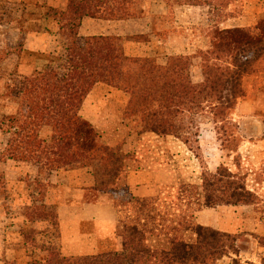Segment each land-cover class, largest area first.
Masks as SVG:
<instances>
[{
    "label": "rangeland",
    "instance_id": "1",
    "mask_svg": "<svg viewBox=\"0 0 264 264\" xmlns=\"http://www.w3.org/2000/svg\"><path fill=\"white\" fill-rule=\"evenodd\" d=\"M213 1L210 8L185 7L180 10L175 6L166 15H162L164 4L156 3L152 7V13L157 15L155 19L149 16L118 24L87 20L85 27L93 33L121 35L127 39L125 46L130 55L139 56L144 52L162 56L169 48L188 56L209 49L208 34L216 25L222 29L242 27L254 30L264 20V0ZM225 3L228 4L226 8L223 7ZM52 7L62 10L65 1L0 0V264L27 262L24 230L49 227V223L43 221L31 222L28 213L43 204L57 212V204L70 199L66 187L52 186L48 182L52 173L43 164L14 161L9 159L7 152L9 141L19 131L12 130L7 117L16 115L22 108L24 79L36 71H44L49 65L48 55L65 54L58 26L48 12ZM192 77L200 82V70L193 69ZM244 84L248 94L239 100L231 115V125L222 128L208 113L199 115L193 125L190 124L192 117H188L186 127L191 130L195 126V129L189 133L190 143L187 144L182 138L160 136L158 139L155 133L144 132L137 118L126 115L127 94L103 84L96 86L100 96L90 101L88 110V104L83 106L81 116L86 120L87 116L91 117L90 123L99 133L102 145L116 148L124 155L123 172L120 182L117 181L107 192L94 190L88 200L98 202L104 196L122 212L120 221L140 217L147 231L148 244L156 250H168L172 239L196 242L197 236L190 228L197 224L199 212L207 209L205 182L209 186L207 192H212L211 178L218 174L220 167H225L250 187L247 190L253 194L254 204L238 210L231 208L234 223L241 218L240 228L231 234L237 238L239 253H232L217 264H264V225L258 222V219H264V190L254 193L246 180L251 170L257 174H251L252 178L258 182L264 180L261 174L264 150L259 147V141L264 139V70L246 77ZM230 132L237 138L228 145L226 136ZM52 136L50 127L40 130L43 140L50 141ZM237 145V152L226 149L235 150ZM128 168L151 172L159 169L164 174L158 177L152 174L154 185L153 181L150 182L148 197L140 202L125 185L124 175ZM80 169L93 173L90 168L66 171ZM222 213L226 215L224 211Z\"/></svg>",
    "mask_w": 264,
    "mask_h": 264
},
{
    "label": "trees",
    "instance_id": "2",
    "mask_svg": "<svg viewBox=\"0 0 264 264\" xmlns=\"http://www.w3.org/2000/svg\"><path fill=\"white\" fill-rule=\"evenodd\" d=\"M64 1L62 10L52 7L48 12L58 26L65 54L48 55V67L24 79L22 108L7 117L12 130H19L9 141L7 152L11 160L43 164L51 173L90 168L98 186L95 190L107 192L116 185L123 172L124 156L116 148L102 145L96 128L81 116L83 104L96 86L103 84L127 94L126 115L137 118L144 132L182 138L187 144L195 126L191 130L186 127V118L192 117L193 125L199 115L208 113L215 124L227 129L239 100L247 97L245 78L264 70V20L254 30L222 29L216 25L208 34L211 44L208 50L168 57L165 65L154 57L127 54V39L123 37L80 36L85 18L129 21L153 16L155 19L157 15L152 13L155 1L165 2L172 12L175 6H213V0ZM196 68L202 76L200 82L192 77ZM43 127L52 129L50 141L40 138ZM230 133L226 136L228 145L237 138ZM226 149L237 152L238 145L235 150ZM210 184L214 188L208 193L205 182L206 208L254 204L246 184L225 167H220ZM55 211L43 204L28 213L31 222L43 221L49 227L25 229L24 246L29 260L5 264H217L224 257L239 253L236 237L199 224L190 228L197 236L195 243L172 239L168 250L153 249L139 217L119 222L121 251L66 257L61 251L60 222Z\"/></svg>",
    "mask_w": 264,
    "mask_h": 264
},
{
    "label": "crops",
    "instance_id": "3",
    "mask_svg": "<svg viewBox=\"0 0 264 264\" xmlns=\"http://www.w3.org/2000/svg\"><path fill=\"white\" fill-rule=\"evenodd\" d=\"M163 3L164 6L162 9L166 15L169 10L165 2L155 1L153 3ZM152 6V7H153ZM177 9L183 10L185 7L190 9H202V7L210 8L211 6H177ZM153 9V8H152ZM156 14V13H153ZM143 19V18H142ZM87 20L97 21L100 23L114 24V23H127L129 21H104L92 18H85L82 22L80 28V36L82 37H91V36H119L118 34H113L111 32L105 33H93L91 30H87L85 25ZM221 25H224L222 23ZM176 49H166V54L160 56L159 54L151 55L149 53L142 52L140 57H154L158 60L159 64L165 65L168 57L179 56L183 52H176ZM185 51V49H184ZM127 54L128 51H127ZM130 55V54H129ZM134 56V55H131ZM99 86V85H98ZM100 93L96 87L86 98L83 106L90 107V101L93 98H98ZM83 108V107H82ZM87 120L91 121V117L87 116ZM153 134V133H152ZM156 138L160 139L161 137L156 135ZM251 144V143H250ZM264 139L259 141V147L261 150H264ZM241 152V150H240ZM263 152V151H262ZM257 157V155H255ZM261 156V155H260ZM254 157V155H253ZM247 156L244 157V160H247ZM65 173L60 175V173ZM251 174H254V170L250 171ZM171 173V172H170ZM153 175L158 177L163 175V170H156L151 172L150 170H137L134 171L131 168H128L125 171L124 181L125 185L131 190L134 198H139L140 200H145L148 197V190L150 188V182L153 181ZM173 174V173H171ZM248 175L246 178L248 184H251V190L254 193L258 191L263 192L264 190V180L258 182L252 175ZM261 174L264 175V170H261ZM257 174L255 173L254 176ZM74 179H77L74 181ZM96 179L94 175L89 170H64V171H55L49 175V183L52 186H64L70 191V199L67 202H60L57 204L56 209L59 216L60 229H61V250L62 254L66 257H84V256H95L103 253L109 252H119L122 250V239L117 235L118 234V225L120 222V214L115 205L109 203L105 200L104 196H101V199L98 202H90L88 200L89 195L94 192L96 187ZM121 180L119 179L118 182ZM77 182V185H75ZM154 185V181L152 182ZM74 189H70L69 187ZM248 188H250L247 185ZM258 188V189H256ZM61 200V199H60ZM59 200V201H60ZM62 201V200H61ZM251 205H241V206H220L217 208H207L199 212L196 217L197 224L205 227H210L215 230H219L224 233L233 234L240 228L241 218L236 216V224L233 221L232 209L235 208H249ZM121 208V207H120ZM226 215H223V212ZM245 221V220H243ZM246 222V221H245ZM260 225H264V219H258ZM264 234V233H263ZM261 233V235H263Z\"/></svg>",
    "mask_w": 264,
    "mask_h": 264
}]
</instances>
